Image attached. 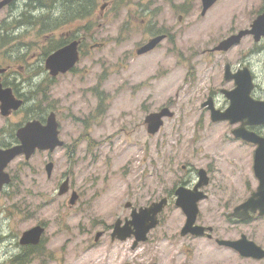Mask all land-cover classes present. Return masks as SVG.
Wrapping results in <instances>:
<instances>
[{"label": "rangeland", "instance_id": "obj_1", "mask_svg": "<svg viewBox=\"0 0 264 264\" xmlns=\"http://www.w3.org/2000/svg\"><path fill=\"white\" fill-rule=\"evenodd\" d=\"M38 1L33 26L23 27L16 39H0V63L45 67V54L66 33L82 38V54L72 70L53 78L46 101L38 96L55 112L64 146L36 151L27 160L19 156L6 168L11 182L0 191V264H15L22 232L35 225L45 230L37 252L22 264H233L230 253L208 241L180 236L185 219L173 200L135 248L133 238L112 241L110 232L117 218H129L127 201L145 206L181 180L197 179L199 168L211 182L197 222L225 224L221 214L252 178L251 155L230 142L232 126L211 122L201 103L208 90L231 85L223 80L226 64L247 67L264 87V40L255 47L252 37H244L227 52L209 50L248 29L264 0H216L204 14L200 0H97L81 18L71 12L67 17L66 0ZM20 12L30 9L21 6ZM60 16L69 20L52 26ZM159 31L169 36L137 55ZM163 106L174 115L151 135L144 118ZM9 124L0 121L3 129ZM67 177L70 188L58 195ZM72 191L78 198L71 205ZM98 231L103 234L95 241Z\"/></svg>", "mask_w": 264, "mask_h": 264}, {"label": "water", "instance_id": "obj_2", "mask_svg": "<svg viewBox=\"0 0 264 264\" xmlns=\"http://www.w3.org/2000/svg\"><path fill=\"white\" fill-rule=\"evenodd\" d=\"M11 0H0V9L8 4ZM201 14L216 1V0H200ZM246 35H252L254 41L264 36V12L258 14L253 19L248 29L239 30L237 33L221 40L213 50L227 51L232 46L238 44ZM165 34H157L150 37L143 45L136 49V54L141 55L153 50L165 38ZM79 59L78 41H71L53 52H51L45 59L44 66L49 70L52 76L59 73H65L72 69ZM224 78L226 80L233 79L236 87L230 91H224L226 96L230 99L229 106L220 111L215 109L209 99L201 103V107H207L210 110L211 121L228 120L231 124L237 123L243 117L247 118L245 124H264V101H254L249 93L252 89V78L247 67L231 73L229 65H225ZM9 91H0L1 113L6 115V111L10 108L16 109L19 106V101L12 102L9 97ZM174 115L173 111L168 106L161 107L158 111L148 113L144 118L146 130L149 134H156L164 123L165 118H170ZM58 121L53 111L48 114L45 124L38 120L28 121L16 131L18 143L9 147H0V191L2 188L10 183L11 176L6 171L8 164L16 157L23 155L27 160L36 151L53 152L56 148L62 147L64 141L59 137ZM235 137L241 138L245 141L256 144V149L253 158V170L255 176L260 180L257 191H255L245 202L237 206L230 214L231 216L245 219L248 211L259 210L260 215H264V137H260L252 131L244 127V123L232 130ZM47 177H50L53 169V162H47L44 166ZM198 182L192 188L178 187L175 194L176 206L180 207L185 215V223L180 230V235L184 236L188 233L199 235L204 232L205 227L196 225V215L198 211L197 203L204 198V194L199 190L204 186L209 177L204 168H199ZM69 190V179L65 178L58 186L57 194L63 195ZM78 198V194L72 191L69 197V203L72 205ZM166 204V198L153 201L147 206L132 207L130 202L124 204L125 208H131L130 218H117L113 224L110 233L111 240H126L133 237L131 247L135 248L138 242L147 239L148 232L157 226L159 223L158 214L163 210ZM44 232L42 225H35L22 232L19 238L21 245H36L40 242L41 236ZM103 231H98L95 234L96 241ZM219 243L233 247L236 250H241L239 241H219ZM257 250H259L256 247ZM261 255H264L262 252Z\"/></svg>", "mask_w": 264, "mask_h": 264}, {"label": "flooded vegetation", "instance_id": "obj_3", "mask_svg": "<svg viewBox=\"0 0 264 264\" xmlns=\"http://www.w3.org/2000/svg\"><path fill=\"white\" fill-rule=\"evenodd\" d=\"M21 6H23L25 9L29 8L30 13L20 12ZM37 9H38V0H11L8 4L4 5L0 9V12L5 10L4 16L0 21V39L9 40L11 37H13V39H16L23 27H26L28 25L32 27L34 22L33 18L36 17ZM262 12H264V8H261L258 13H262ZM181 16L182 15L179 14L178 19H181ZM28 19L30 21H28ZM160 33H164L166 35V38L169 36L167 32L161 31ZM152 34L154 35L153 32ZM244 37L253 38L252 35H246ZM74 40L78 41V51L80 57V55L82 54V38L79 37L77 34H72V33L64 34L62 39L63 43L59 47ZM263 40H264V36L261 37L259 41H254L256 42L254 46L258 47V45L261 44L260 42ZM213 48H211L209 52L223 53V51H216L213 50ZM259 48L262 50L261 47ZM259 48L255 49L256 51H258V54L261 51ZM10 53L16 55L17 51L15 50ZM229 68L231 73H235L238 70V69L232 70L230 65ZM53 78L54 76H52L49 73V70L46 69L45 67H32V66L24 67L22 65L16 66L15 63H11L10 61L0 63V91L3 92L8 90L10 94L9 97H11L12 102L16 103L19 101V106L16 109H12V108L8 109L6 111V115L2 114L0 110V121L2 123L9 121L10 123L8 126H6L7 128L5 129H3V126H0V147L6 148L15 143H18L16 137V131L21 126L26 124L28 121L38 120L41 123L45 124L48 114L51 112V110L47 106L46 108L43 107L40 103L41 101H46L48 99L47 94L51 88ZM251 78H252V89L249 93V96L254 101H264V87H262L260 83L255 82L253 73L251 74ZM223 80L225 81L226 84L231 83V85L218 86L214 90L210 89L208 90V93L206 95V100L209 99L213 107L220 111H224L230 104V99L226 96L224 91H230L236 87L234 80L233 79L226 80L224 78V74H223ZM39 95H41L42 97L40 102H38ZM0 106H1V101H0ZM202 108L206 109L210 118V110L207 107H202ZM246 121L247 118L243 117L235 124H231L228 120L216 121V122H227L230 126H232V128L230 129V136H229L230 142H235L237 144H240L241 146H245L249 148V154L251 155L250 172L252 178L247 180L248 182L244 184L245 188L241 193V197H238L237 202L234 205H232L228 211L221 214L223 216V222L225 223L223 226H216L210 224L203 225L197 222V215L199 213V203L208 198L209 191L207 188L211 182L208 172L205 169L209 179L204 186L199 188V190L202 191L205 196L197 203L198 211L195 220V224L204 226L205 230L203 233L199 235H193L191 233H188L184 236H190L191 238H196V239H204L206 242L208 241L207 244L212 246L213 248H218V250L220 251L230 253L229 259L231 260L235 259L233 264H264V255H261L262 252H264V227L261 225V222L264 220V215H260L259 210L248 211V215L245 219L237 218L230 215L237 206L241 205L255 191H257V188L260 183V180L255 176L253 170V158L256 149V144L235 137L232 134V130L244 123V127L247 130L254 132L260 137H264V124H245ZM211 122L216 123L214 121ZM197 182H198V177L197 179L193 178V179L181 180L177 185L173 186L170 190L164 193V195L160 196L159 198L153 201H157L165 197L166 204L164 208L168 204H170L172 200L174 205L176 206L175 192L177 188L182 186L185 188H192L195 186ZM151 202H149L147 205H149ZM176 208H178L182 212L180 207L176 206ZM219 241H230V242L239 241L241 250L239 249L236 250L233 247L221 244L219 243ZM256 247L259 250H257Z\"/></svg>", "mask_w": 264, "mask_h": 264}, {"label": "trees", "instance_id": "obj_4", "mask_svg": "<svg viewBox=\"0 0 264 264\" xmlns=\"http://www.w3.org/2000/svg\"><path fill=\"white\" fill-rule=\"evenodd\" d=\"M97 0H66V4L67 6H69L68 10L69 13L67 15V17H70V12L73 14V17H85V15L87 16L88 14L91 13L92 9L94 8L95 4H96ZM118 1H122V0H118ZM39 2V1H38ZM55 2V1H54ZM57 3V2H55ZM41 6H46V5H41ZM51 5H47V7H49ZM74 6H77L78 9H76ZM67 17H61L60 19L56 20V22L52 25V26H56L62 19V21H64ZM38 19V18H37ZM67 20H69V18H67ZM28 21H30L28 19ZM50 22L47 21H43V27L44 26H49ZM160 32V31H159ZM62 39L57 41L56 44L54 45L53 49L57 48L58 46H60L62 44ZM48 53H46L45 55H47ZM36 246H23L22 250L20 253H18L17 255L13 256V260L12 262H14L15 264H22L25 263L27 260V256L32 255L33 253H36Z\"/></svg>", "mask_w": 264, "mask_h": 264}]
</instances>
